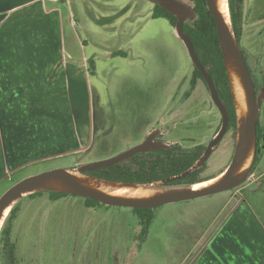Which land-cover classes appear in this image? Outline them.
Listing matches in <instances>:
<instances>
[{
    "label": "rangeland",
    "instance_id": "1",
    "mask_svg": "<svg viewBox=\"0 0 264 264\" xmlns=\"http://www.w3.org/2000/svg\"><path fill=\"white\" fill-rule=\"evenodd\" d=\"M58 3L64 9L69 107L74 112L80 145H84L83 151L88 150L20 167L0 180V195L28 175L55 167L71 168L78 161L88 163L124 151L147 127L151 116L161 118L167 109H175L178 97H182L178 85L193 67L170 22L151 16L153 3L149 0H58ZM116 51L124 54H115ZM202 84L198 82L196 95L199 105L205 106L204 101L210 98ZM185 87L186 84L182 90ZM261 120L264 123V109ZM215 128L212 124L200 137L206 142ZM235 141L236 131L230 129L209 157L204 175L210 177L227 167ZM262 163L231 191L155 207L156 216L142 241L132 208L109 205L87 208L81 197L68 196L64 202L46 206L43 215L27 213L20 218L16 225L19 262L192 264L212 236L238 219L241 226L238 241L244 243L246 238L251 243L253 229L248 217L256 220L257 231L264 235ZM49 213L50 217L46 216ZM258 234L253 240H258V247L260 243L264 247ZM246 263L256 261L247 259Z\"/></svg>",
    "mask_w": 264,
    "mask_h": 264
},
{
    "label": "crops",
    "instance_id": "2",
    "mask_svg": "<svg viewBox=\"0 0 264 264\" xmlns=\"http://www.w3.org/2000/svg\"><path fill=\"white\" fill-rule=\"evenodd\" d=\"M63 27L58 0H0V180L28 163L84 149L68 102ZM248 218L251 243L238 241L235 220L210 238L192 264H264V247L253 240L259 225Z\"/></svg>",
    "mask_w": 264,
    "mask_h": 264
},
{
    "label": "water",
    "instance_id": "3",
    "mask_svg": "<svg viewBox=\"0 0 264 264\" xmlns=\"http://www.w3.org/2000/svg\"><path fill=\"white\" fill-rule=\"evenodd\" d=\"M149 1L153 4L162 6L177 18L174 26L175 32L183 41L191 61L206 80L211 98L222 113L221 127L209 142L203 155L195 161L193 165L180 174L151 183H119L85 173L91 169L119 163L133 156L135 153L147 151L150 148L165 147L163 144L153 143L151 138L148 137L139 144L109 158L83 163L76 168L55 167L28 175L16 181L0 195V219L4 215L7 207L10 206L11 209L12 206L25 195L37 191H57L75 196L92 198L109 206L153 208L164 204L186 201L228 191L240 186L250 176L256 151V123L260 115V104L264 99V88L261 90L259 96L255 95L254 87L244 58L229 24L224 19L218 7L217 0H205L208 10L213 16L215 22L222 59L235 104L236 141L234 151L227 167L219 173H223L222 177L207 187L195 188L193 185L195 183L215 178L216 176L189 185H165L166 182L189 175L203 164L226 132L228 126V112L218 95L216 86L209 72L200 62L190 37L183 29V23L187 19L194 17V10L181 0ZM234 81H238L242 86L245 100L244 104L240 103L236 97ZM261 148H264V128ZM249 157L250 161L245 165V162ZM72 170L78 171L80 175L71 173ZM154 186L156 189L153 188V191L142 196L115 195L104 190L106 187H142L146 190Z\"/></svg>",
    "mask_w": 264,
    "mask_h": 264
},
{
    "label": "flooded vegetation",
    "instance_id": "4",
    "mask_svg": "<svg viewBox=\"0 0 264 264\" xmlns=\"http://www.w3.org/2000/svg\"><path fill=\"white\" fill-rule=\"evenodd\" d=\"M181 1L186 3L194 10V17L185 21L186 23L192 24L198 16L196 5L194 3L195 0ZM203 2L206 5L205 0H203ZM227 7L229 26L244 58L254 87L255 95L259 96L261 90L264 88V0H227ZM194 67L196 66L193 64L189 76L183 79L178 85L179 91H182V97H178L175 109H167L165 112H163L161 118H153L151 116L147 127L143 130V132H141L140 135L134 138V141L131 142L126 149L139 144L148 137L151 138L153 143L163 144L165 147L150 148L147 151L135 153L133 156L127 158L130 159L129 163L131 165L135 164V159H140L146 170H161L165 161L174 162V164H176L179 160L181 152L188 153L189 157H193L197 152H200V155L198 156L199 159L203 155L211 139L220 129L222 123V113L217 105L213 102L207 83L205 85L201 80L194 82ZM199 81L203 83L201 86L206 87V93L210 98V100L206 99L204 101L205 106L199 105V98L196 95L197 88H200V85H198ZM185 84L187 87L182 90V87ZM220 99L227 109L229 125L228 109L231 108L229 107V103H227V101L223 100L221 97ZM232 109H235V104ZM262 109H264V99L261 101L260 115L256 123V151L254 161L257 156H260V160L256 166L260 164L263 165L262 162H264V148H261L262 133L264 128V123L261 120ZM202 113L204 114L202 115ZM212 124H215L216 128L205 142V140L202 139L200 135L206 132L212 126ZM259 128H261L260 134ZM230 129L227 126L224 136L228 134ZM224 136H222L215 147L221 144ZM234 146L235 143L233 144L232 153L234 151ZM213 150L203 162V164L197 168L199 169L198 177L196 179L197 181L208 177L207 175L203 174V170L207 166V161L213 154ZM137 154H139V157L134 159ZM256 166L252 164L251 171ZM50 214L51 213L47 214L46 216L50 217Z\"/></svg>",
    "mask_w": 264,
    "mask_h": 264
},
{
    "label": "trees",
    "instance_id": "5",
    "mask_svg": "<svg viewBox=\"0 0 264 264\" xmlns=\"http://www.w3.org/2000/svg\"><path fill=\"white\" fill-rule=\"evenodd\" d=\"M196 11L198 13L197 18L192 24L184 23L183 29L190 37L192 44L194 46L195 52L202 63V65L209 72L219 96L229 103V125L228 128L236 131V115L234 113V103L233 96L230 88L229 79L226 73L225 65L223 63L221 49L218 42L217 33L215 30V25L213 17L210 11L207 9L203 0H195ZM151 16L153 18H166L170 24L174 27L177 18L167 11L165 8L158 4H153L151 9ZM124 54L122 51H116L115 54ZM93 68V64L90 65ZM194 82L201 80L205 85L206 81L203 78L201 72L194 67L193 70ZM261 128H259V134ZM86 151L88 149H85ZM84 150V151H85ZM76 152L73 155L82 153ZM71 154V153H70ZM71 154V155H72ZM137 154L134 159L138 156ZM188 153L181 152L179 160L176 164L174 162H164V166L161 170L152 169L151 171L146 170L140 159H135V164L131 165L129 163L130 159H125L119 163L99 167L86 171L88 175L103 178L109 181L119 182V183H133V184H144L151 183L157 180L164 179L173 175L180 174L184 170L188 169L191 165L195 163L200 155L197 152L193 157H189ZM260 156H257L254 161V166L259 162ZM71 168H76L81 164H78ZM68 168V167H65ZM225 169V168H224ZM222 169L219 173H221ZM253 171V170H252ZM199 169L194 170L189 175L182 177L180 179L171 180L166 182L165 185H189L196 182L198 177ZM217 173V174H219ZM212 175L210 177L216 176ZM210 177H205L201 180L208 179ZM68 196H74L71 194L57 192V191H37L25 195L17 203H15L9 210L7 216L0 229V264H20L18 254H17V244H16V225H18L20 218L27 213L29 215L37 214L43 215L46 206L53 203H59ZM81 197V196H76ZM83 204L87 208H95L96 206L103 205L96 199L81 197ZM250 201V197L248 198ZM29 201V203H28ZM31 202V204H30ZM28 208V209H27ZM38 208V209H35ZM155 207L146 208L138 207L132 208L137 218V225L139 226V236L138 238L142 241L147 236L151 223L155 218ZM23 213V214H22ZM28 215V216H29ZM27 216V217H28ZM44 217V216H43ZM21 221V220H20ZM34 229V227H33ZM36 231V229H34Z\"/></svg>",
    "mask_w": 264,
    "mask_h": 264
},
{
    "label": "bare ground",
    "instance_id": "6",
    "mask_svg": "<svg viewBox=\"0 0 264 264\" xmlns=\"http://www.w3.org/2000/svg\"><path fill=\"white\" fill-rule=\"evenodd\" d=\"M217 4L218 7L224 17V19L226 20V22L229 24V17H228V7H227V0H217ZM235 84V94L237 99L239 100L240 103L244 104L245 100H244V95H243V89L242 86L240 85V83L238 81H234ZM250 161V157L246 160L245 165H247ZM71 173L80 175V173L78 171H74L72 170ZM222 174L217 175L215 178L206 180V181H202L199 183H195L193 185V187L195 188H201V187H207L213 183H215L216 181H218L221 177ZM104 190L106 192H109L111 194H115V195H128V196H142L145 195L147 193H150L151 191H153V189L148 188L146 190H144V188L140 187V188H134V187H106L104 188ZM10 210V206L6 208L4 215L1 217L0 219V229L1 226L3 224V221L6 217V215L8 214Z\"/></svg>",
    "mask_w": 264,
    "mask_h": 264
}]
</instances>
